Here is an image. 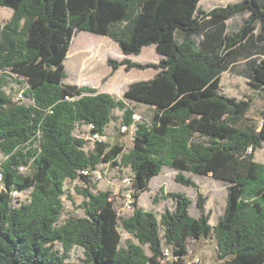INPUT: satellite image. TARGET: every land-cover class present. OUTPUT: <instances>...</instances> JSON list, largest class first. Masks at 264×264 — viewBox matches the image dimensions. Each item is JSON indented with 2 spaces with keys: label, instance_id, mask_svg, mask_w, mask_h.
<instances>
[{
  "label": "trees",
  "instance_id": "16d2710c",
  "mask_svg": "<svg viewBox=\"0 0 264 264\" xmlns=\"http://www.w3.org/2000/svg\"><path fill=\"white\" fill-rule=\"evenodd\" d=\"M200 0H0L13 9L0 24V264H71L55 249L83 248L84 264H187L189 240L214 236L222 264H264V163L255 160L264 142V110L258 125L247 118L252 99L220 89L221 75L238 70L253 91H264V0H242L204 10ZM247 14L231 30L227 20ZM77 31L110 37L124 54L155 45L159 62L108 59L124 66L154 68L147 80L131 83L122 97L88 85L67 83L65 61ZM179 33V37H177ZM100 44L91 43L94 57ZM9 79L29 99L14 100ZM131 103L153 108L149 122L136 121ZM134 127L132 146L75 135L77 126L106 136L114 111ZM107 163L128 167L133 177V213L122 228L135 240L122 245L119 214L111 191H94L91 176ZM164 167L175 180L197 189L199 216L181 192L161 216L140 207ZM83 171H88L85 174ZM183 172L229 182L224 214L215 226L205 212L198 184ZM80 179L82 216L59 224L67 180ZM29 191L27 202L17 193ZM157 201V198H156ZM145 246H148L149 252ZM169 248L171 257L164 255ZM197 264V263H191Z\"/></svg>",
  "mask_w": 264,
  "mask_h": 264
},
{
  "label": "rangeland",
  "instance_id": "374dc122",
  "mask_svg": "<svg viewBox=\"0 0 264 264\" xmlns=\"http://www.w3.org/2000/svg\"><path fill=\"white\" fill-rule=\"evenodd\" d=\"M242 0H200L199 4L204 10H210L216 6H225L230 3H236ZM13 14V9L9 7L0 6V24L8 21ZM247 17V14H239L234 18L228 19L226 22L231 30L237 29ZM179 37V33L176 35ZM91 43L100 44L97 51V57L91 49L81 50L73 54V50L86 47ZM161 54L156 50L155 45H150L143 50L139 55L124 54L117 42L110 37L91 33L89 31H77L72 41L71 51H69L65 66L68 73L67 83L77 85H88L96 87L101 91L109 92L117 97H122L125 89L135 82L140 80H147L154 77L157 70L154 68L148 69H132L126 71L124 66L112 71L108 64V59L123 60L129 58L134 61L159 62ZM244 62H238L234 69L224 72L221 75L220 89L221 91L231 97L237 99H252V107L247 114V118L256 124L261 123L262 111L264 110V91H253L247 84L248 80L239 75L238 70L243 69ZM26 88V84H20L16 79H9L6 91L10 93L14 100L18 101L20 93ZM28 103L29 99L24 97L21 99ZM131 106L136 110V121L149 122L153 114V108L144 104L131 103ZM122 111L116 109L114 111V118L106 128V136L102 139L109 143L124 144L126 149L132 146L133 132L122 129ZM75 135L84 137L88 140L86 149L89 151L94 146V140L90 135V127L87 125H80L74 131ZM5 156L0 152V163ZM255 160L264 163V142L263 146L255 153ZM177 170L170 167H164L159 175L152 178L150 183V190L145 191L139 198V205L143 209L154 211L158 217L165 209L173 210L175 207V200L171 197H166L161 192L160 188L163 186L166 192H181L186 194L192 201L190 205V213L194 216L200 215L198 208V193L197 189L192 186H186L175 180ZM191 177L199 186V190L205 198V212L209 215L210 223L215 226L221 216L224 214L227 204V188L229 182L223 179H216L212 175H200L192 172H183ZM132 176V171L128 167H121L118 165H111L107 163L100 164L93 172L91 179L94 184L93 190H108L111 191L115 200L116 208L119 214L120 231L122 234V245H126V239H134V237L122 228V218L133 213L132 210H122L125 194L129 187L126 185L124 179ZM76 186H83L80 179L67 180L66 193L71 195L75 203L63 197L64 210L59 218L58 223H64L70 217L82 216L83 209L80 207L83 202V197L76 191ZM3 185L0 182V190ZM17 203L27 202L29 200V191L17 193L15 195ZM157 198V201H156ZM54 249L71 264H84L83 248L79 246L73 247L70 251L65 252L60 244H56ZM149 252L148 246H145ZM216 239L212 235L208 238H201L198 240L190 239L188 245V253L185 257L186 263L197 264H222L217 253Z\"/></svg>",
  "mask_w": 264,
  "mask_h": 264
},
{
  "label": "built area",
  "instance_id": "2783aa9c",
  "mask_svg": "<svg viewBox=\"0 0 264 264\" xmlns=\"http://www.w3.org/2000/svg\"><path fill=\"white\" fill-rule=\"evenodd\" d=\"M19 98H22V95H19ZM136 117V114L134 115V118ZM123 130H130L131 128H129L128 126H122ZM92 139L95 140H100L102 139V137L98 134L93 135ZM85 174H88V171H83ZM0 180H1V175H0ZM126 185L129 187L128 191L125 194V199L123 202V207L122 210H132L133 209V202H134V197H133V177L132 176H128L124 179ZM164 255L166 256L167 259H169L171 257V251L169 248H165L164 249Z\"/></svg>",
  "mask_w": 264,
  "mask_h": 264
},
{
  "label": "crops",
  "instance_id": "0c3cea01",
  "mask_svg": "<svg viewBox=\"0 0 264 264\" xmlns=\"http://www.w3.org/2000/svg\"><path fill=\"white\" fill-rule=\"evenodd\" d=\"M71 47H72V44H71ZM71 47H70V51H71ZM147 47H148V46L144 47L143 50H144L145 48H147ZM143 50H142V52H143ZM72 52H73V54H76L77 50L74 49ZM142 52H141V53H142ZM141 53H140V54H141ZM138 55H139V54H138ZM160 59H161V57H160ZM160 59H159V60H160ZM133 61H134V60H133ZM136 62L147 63L146 61H136ZM154 76H155V75H154Z\"/></svg>",
  "mask_w": 264,
  "mask_h": 264
}]
</instances>
